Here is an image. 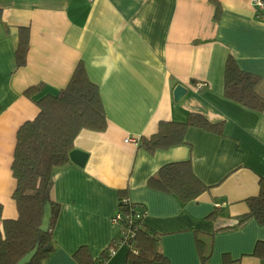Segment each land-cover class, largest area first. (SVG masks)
I'll use <instances>...</instances> for the list:
<instances>
[{"label":"crops","instance_id":"obj_1","mask_svg":"<svg viewBox=\"0 0 264 264\" xmlns=\"http://www.w3.org/2000/svg\"><path fill=\"white\" fill-rule=\"evenodd\" d=\"M258 10L254 0H0L2 219L19 216L12 172L17 133L40 112L27 89L41 88L35 100L56 95L82 63L107 118L105 132L83 130L75 140L74 150L88 154L85 166L70 162L56 173L51 197L60 213L44 264H76L82 246L94 258L110 248L122 234L113 222L122 190L145 208L143 224L168 264H203L198 240L205 264H264L253 256L264 226L255 219L238 226L264 178V111L224 96L232 55L242 70L261 76L264 97V7ZM23 28L30 29V48L19 68ZM198 83L206 87L198 90ZM178 86L187 94L176 102ZM190 113L223 122V134L192 127L182 145L153 152L141 146L161 122L184 123ZM183 161L209 188L186 205L148 187L163 166ZM125 244L106 264L127 263Z\"/></svg>","mask_w":264,"mask_h":264},{"label":"trees","instance_id":"obj_2","mask_svg":"<svg viewBox=\"0 0 264 264\" xmlns=\"http://www.w3.org/2000/svg\"><path fill=\"white\" fill-rule=\"evenodd\" d=\"M215 16L216 21H219V4ZM29 48L30 29H20L17 67L26 66ZM261 82V76L242 70L232 55L228 57L224 72L226 99L261 113L264 111V97L258 93ZM40 91V87L25 91L26 97L36 102L40 112L35 119L24 123L17 133L12 172L17 183L13 199L19 216L16 220L2 219L3 207L0 204V264H18L37 244L38 251L29 264H44L48 259L54 250L53 236L60 213V204L51 197L56 173L70 164V153L83 130L101 133L107 129L100 89L90 80L82 63L74 71L68 85L58 94L35 100L34 96ZM223 125V122H210L202 114L190 113L184 123L161 122L158 132L149 139L143 138L141 146L150 152L168 149L184 144L189 128L222 135ZM259 186L258 195L247 200L248 212L238 219V226L249 219H255L264 226V178L260 179ZM148 187L177 197L183 205L196 201L209 189L194 174L190 161L163 166L158 175L149 179ZM128 195L127 190L119 193V225L125 237L121 234L99 258H94L86 246L80 247L74 254L76 264H106L111 256L110 250L122 245L120 241L129 247L126 264L169 263L159 252L158 238L151 235L143 224L145 208L132 203ZM47 203L51 207V219L50 229L44 233L40 227ZM48 247L51 249L46 250ZM197 249L205 264L206 249L200 240ZM253 256L264 260V243L256 245Z\"/></svg>","mask_w":264,"mask_h":264},{"label":"water","instance_id":"obj_3","mask_svg":"<svg viewBox=\"0 0 264 264\" xmlns=\"http://www.w3.org/2000/svg\"><path fill=\"white\" fill-rule=\"evenodd\" d=\"M186 94H187V90L181 86H178L174 90L175 101L179 102ZM70 160H71V162H73L77 166L84 167L87 160H88V154L83 153V152L78 151V150H73L70 153ZM50 219H51V207H50V204L47 203L44 207V216H43V220H42V225L40 227V230L42 232L47 233L49 231ZM38 246H39V244H37L36 247L30 253H28L26 256H24L18 264H29V263H31V261L33 260V258L35 257V255L38 251ZM50 249H51L50 247L46 248V250H50Z\"/></svg>","mask_w":264,"mask_h":264},{"label":"built area","instance_id":"obj_4","mask_svg":"<svg viewBox=\"0 0 264 264\" xmlns=\"http://www.w3.org/2000/svg\"><path fill=\"white\" fill-rule=\"evenodd\" d=\"M91 1H92V0H91ZM254 5H255L256 9H259V10H260V9H262V8L264 7V0H255V1H254ZM125 142H126V143H131V144H135V145H137V143H138V139L136 140V139H133V138H126ZM120 219H121V215L118 214V215L114 218L113 222L116 223V225H117V224L119 225ZM119 226H120V225H119ZM122 236L125 237L124 234H122ZM120 243L122 244L121 241H120ZM114 252H115L114 249H111V250H110V253H111V254H113Z\"/></svg>","mask_w":264,"mask_h":264},{"label":"bare ground","instance_id":"obj_5","mask_svg":"<svg viewBox=\"0 0 264 264\" xmlns=\"http://www.w3.org/2000/svg\"><path fill=\"white\" fill-rule=\"evenodd\" d=\"M255 1V0H254ZM258 11H260V10H258ZM206 87V84L205 83H198V84H196V88L198 89V90H202L203 88H205Z\"/></svg>","mask_w":264,"mask_h":264}]
</instances>
